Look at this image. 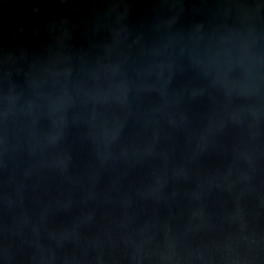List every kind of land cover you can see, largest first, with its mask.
<instances>
[{
  "label": "water",
  "instance_id": "95a60500",
  "mask_svg": "<svg viewBox=\"0 0 264 264\" xmlns=\"http://www.w3.org/2000/svg\"><path fill=\"white\" fill-rule=\"evenodd\" d=\"M0 264H264V0H0Z\"/></svg>",
  "mask_w": 264,
  "mask_h": 264
}]
</instances>
